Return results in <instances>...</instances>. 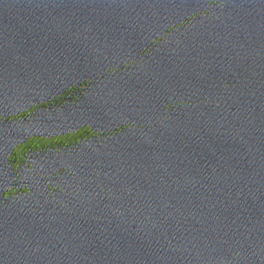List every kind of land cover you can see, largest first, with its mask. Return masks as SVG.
Segmentation results:
<instances>
[{
    "label": "water",
    "instance_id": "water-1",
    "mask_svg": "<svg viewBox=\"0 0 264 264\" xmlns=\"http://www.w3.org/2000/svg\"><path fill=\"white\" fill-rule=\"evenodd\" d=\"M0 264H264V0H0Z\"/></svg>",
    "mask_w": 264,
    "mask_h": 264
}]
</instances>
